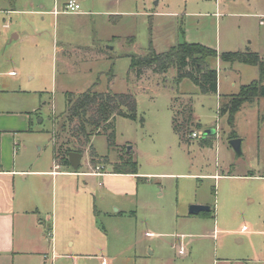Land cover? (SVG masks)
<instances>
[{
	"label": "rangeland",
	"instance_id": "374dc122",
	"mask_svg": "<svg viewBox=\"0 0 264 264\" xmlns=\"http://www.w3.org/2000/svg\"><path fill=\"white\" fill-rule=\"evenodd\" d=\"M66 1L56 0V7L61 10ZM78 2L79 12L58 14L49 12L55 0L0 4V90L9 109L30 116L25 135L30 157L51 164L58 130L54 119L65 111L68 93L90 87L131 92L136 116H116L112 140L108 130L94 134L78 170L109 169L130 158L137 165V193L113 197L98 185L100 177L79 176L87 180L82 195L89 214L83 224L109 238L125 229L135 232L138 250L148 258L137 264H163L161 256L173 259L167 264H177L170 248L150 256L144 245L154 242L192 241L210 257L231 260L264 257V97L244 103L232 120L220 112L224 95L261 76L259 65L220 55L256 52L264 83V15H258L264 12V0ZM8 7L15 10L5 12ZM13 33L19 37L10 40ZM181 41L217 52L208 58L217 72L216 93H203L188 77L176 81L174 67L165 73L144 69L140 77L131 70V55L146 53L150 45L162 52ZM176 98L191 103L201 125L189 143L180 142L172 128ZM206 128L216 133L202 144ZM233 137L241 139L240 155L229 145ZM198 203L211 208L188 215L189 206ZM72 206L76 210V203ZM81 220L75 216L72 222ZM147 231L157 235L149 237Z\"/></svg>",
	"mask_w": 264,
	"mask_h": 264
},
{
	"label": "crops",
	"instance_id": "0c3cea01",
	"mask_svg": "<svg viewBox=\"0 0 264 264\" xmlns=\"http://www.w3.org/2000/svg\"><path fill=\"white\" fill-rule=\"evenodd\" d=\"M68 1L59 10L55 0L49 12H64V5ZM4 3L20 6L23 3L33 4V0H0L1 5ZM55 9L57 13L53 12ZM11 10L15 9L8 7L5 12ZM42 11L29 10L30 13ZM258 15H264V12L259 11ZM18 37L19 34L13 33L10 40ZM8 72L13 74L14 71ZM1 92L0 264H137L139 260L148 259L138 250L141 241L132 230H122L115 238H109L99 229L90 230L89 224H83L89 214L88 204L84 203L82 195L87 180H79V176L100 177L99 186L105 187L113 197L128 199L137 193V172L116 171L114 164L117 162L109 169L100 164L102 168L99 174L92 170H74L69 163H56L53 157L50 165L35 162L30 157L25 136L30 131V116L9 109L8 99ZM210 135L213 134L205 136ZM74 203L76 210L72 206ZM188 215L194 214L188 212ZM75 216L82 219L81 222L73 223ZM146 235L151 237L157 234L147 231ZM154 243L144 245L150 256L170 248L174 250V262L177 264H264V257L260 256L246 260H231L215 254L210 257L207 250L200 251L202 245L192 241ZM170 260L173 259L164 256L160 259L163 264Z\"/></svg>",
	"mask_w": 264,
	"mask_h": 264
},
{
	"label": "trees",
	"instance_id": "16d2710c",
	"mask_svg": "<svg viewBox=\"0 0 264 264\" xmlns=\"http://www.w3.org/2000/svg\"><path fill=\"white\" fill-rule=\"evenodd\" d=\"M218 56L217 52L197 42L181 41L171 45L167 50L156 52L150 45L146 53L131 55V70L140 77L144 69L156 73H165L169 68H176V81L184 77L191 79L203 93H216L217 72L208 62V58ZM221 59L240 61L259 65L261 76L249 84L241 85L237 93L226 94L220 101V112H228L230 120L244 103H251L258 97H264L262 82L263 64L256 52H227L220 55ZM67 106L63 113L57 116L58 125L56 140L53 141L52 157L58 164L68 165V153L71 151L83 153L90 143L91 137L101 130L109 131V139L114 136V121L116 116L134 118L136 116V98L131 92H113L110 89L97 91L90 87L83 92L67 94ZM172 128L180 142L189 143L191 134L201 125L194 117L190 102L173 100ZM208 136H203L201 143H209ZM61 141L59 142V140ZM90 150L91 162L95 153ZM119 172L136 173L137 165L127 158L114 164Z\"/></svg>",
	"mask_w": 264,
	"mask_h": 264
},
{
	"label": "water",
	"instance_id": "95a60500",
	"mask_svg": "<svg viewBox=\"0 0 264 264\" xmlns=\"http://www.w3.org/2000/svg\"><path fill=\"white\" fill-rule=\"evenodd\" d=\"M215 133V129L214 128H210V129H205L203 131V136L205 135H209V134H214ZM240 144H241V139L238 137H233L229 140V145L232 147V149L235 151V153L237 155L241 154V148H240ZM82 157V153L79 152H74L71 151L68 153V162L69 165L74 169L77 170L80 164V160ZM210 210V206L207 204H191L189 206V210L188 212L190 214H198L201 213L202 211L207 212Z\"/></svg>",
	"mask_w": 264,
	"mask_h": 264
},
{
	"label": "built area",
	"instance_id": "2783aa9c",
	"mask_svg": "<svg viewBox=\"0 0 264 264\" xmlns=\"http://www.w3.org/2000/svg\"><path fill=\"white\" fill-rule=\"evenodd\" d=\"M80 10V5L78 2H76L75 0H69L65 5H64V8H63V11L64 12H68V13H76V12H79ZM54 13H57L58 11L55 9L53 11ZM216 132V130H215ZM191 137H197V133L194 131L192 132L191 134ZM57 167V166H56ZM93 173H96V174H99L101 173V167L100 166H96L93 170H92Z\"/></svg>",
	"mask_w": 264,
	"mask_h": 264
}]
</instances>
